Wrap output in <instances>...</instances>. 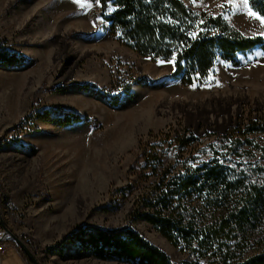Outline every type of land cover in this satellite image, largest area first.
Returning a JSON list of instances; mask_svg holds the SVG:
<instances>
[{"label":"rangeland","instance_id":"1","mask_svg":"<svg viewBox=\"0 0 264 264\" xmlns=\"http://www.w3.org/2000/svg\"><path fill=\"white\" fill-rule=\"evenodd\" d=\"M187 3L223 14L248 36L264 31L249 0ZM98 8L90 0H0V41L29 59L22 67L0 66V243L9 247L0 264H27L11 236L2 238L5 228L45 247L80 226L128 223L174 261L194 260L152 224L131 221L156 178L155 157L165 158L159 171L192 170L231 152L233 143L220 146L217 137L230 133L232 142L239 125L264 120L263 48L238 66L220 61L211 87L187 86L168 77L171 64L113 38L95 18ZM131 83L130 94L122 92L121 104L112 106L109 97ZM132 112L139 116L131 119ZM69 113L87 119L63 125ZM190 135L199 140L182 146ZM248 138L258 146L244 145L229 162L264 189V134ZM248 251H261L260 244L250 243ZM35 255L39 264H132L95 258L78 243L62 254Z\"/></svg>","mask_w":264,"mask_h":264},{"label":"trees","instance_id":"2","mask_svg":"<svg viewBox=\"0 0 264 264\" xmlns=\"http://www.w3.org/2000/svg\"><path fill=\"white\" fill-rule=\"evenodd\" d=\"M249 3L264 16V0H249ZM98 5L95 18L105 21L109 33L121 45L153 61H167L175 53L176 70L168 77L177 78L187 86L195 81L196 86L205 87L209 70L216 69L220 61L238 66L256 48L264 49V37L248 36L231 26L223 14L193 9L187 0H100ZM201 19L204 25L190 24ZM201 28L207 30L200 31ZM190 31L197 33L195 38L188 35ZM28 61L25 55L0 41V66L22 67ZM212 75L214 79L210 83L217 79V71ZM133 85L128 84L126 91L120 89L110 96V104L120 105L122 92L130 94ZM83 119L87 117L69 113L61 122L70 125ZM233 134L237 135L232 139L231 152L227 151L225 157L224 153L218 155L225 163L215 156L192 170L174 173L169 168L159 171L165 158L156 156L152 169L156 178L148 182L140 198L141 208L132 215L131 221L143 219L152 224L173 245L188 251L194 260L174 261L132 223L115 228L80 226L54 245L40 247L29 241L28 244L35 254H62L66 246L78 243L95 258L132 264H264V189L258 183H247V176L240 175L229 162L231 159H227L233 153H240L246 144L258 146L248 135L264 134V120L239 125ZM230 135L217 137L216 141L223 146ZM187 140L182 146H192L199 139L190 135ZM253 242L260 244L261 251L249 253ZM11 243L27 264H33L15 241Z\"/></svg>","mask_w":264,"mask_h":264},{"label":"snow or ice","instance_id":"3","mask_svg":"<svg viewBox=\"0 0 264 264\" xmlns=\"http://www.w3.org/2000/svg\"><path fill=\"white\" fill-rule=\"evenodd\" d=\"M74 3L76 4H81V0H73ZM96 4H100V0H95ZM193 2H195V0H193ZM229 3L232 2V0H228ZM241 3L243 4H247L248 3V0H241ZM83 6V5H81ZM194 15H198L197 13H194ZM249 15H254V13H249ZM257 19L260 21L261 25H264V16H261V17H257ZM205 21L204 20H197V21H190V24H193L195 26H199V25H204ZM207 29L206 28H201L200 31H206ZM188 35L190 37H193L195 38L197 33L196 32H189ZM260 36L261 37H264V31H261L260 32ZM257 55H260L259 53H257ZM248 59H251V57H248ZM158 63H168V64H171L172 67H173V70L175 71L176 70V63H177V57H176V54L173 53L172 57L167 60V61H158ZM217 70L216 69H210L209 70V76L207 78H205L204 80V84L208 87H211V83H210V80L214 79V76L212 75L214 72H216ZM197 79H200V76L199 74H197ZM217 85H219V81H216ZM193 87L196 86V82L194 81L193 82ZM226 144H231L232 142L229 140V141H225ZM169 155H171V153H169ZM218 161L221 162V163H225L227 162L226 160L224 159H221L219 156L217 157ZM228 160H230L231 158H227ZM240 161L238 160L237 163H239ZM253 167H255V165H253Z\"/></svg>","mask_w":264,"mask_h":264},{"label":"water","instance_id":"4","mask_svg":"<svg viewBox=\"0 0 264 264\" xmlns=\"http://www.w3.org/2000/svg\"><path fill=\"white\" fill-rule=\"evenodd\" d=\"M0 219H1V211H0ZM6 231L11 236V239L13 241H15V243L20 247V249H22L29 256L32 263L33 264H39V261L35 255V253L31 250L29 245L20 236L13 233L10 229H7Z\"/></svg>","mask_w":264,"mask_h":264},{"label":"built area","instance_id":"5","mask_svg":"<svg viewBox=\"0 0 264 264\" xmlns=\"http://www.w3.org/2000/svg\"><path fill=\"white\" fill-rule=\"evenodd\" d=\"M0 192H1V191H0ZM1 224H2V223H1ZM0 226H1L0 228L5 227V226H2V225H0ZM0 230H1V229H0ZM6 230H7V229L5 228L4 231L2 232V238H3V237H6V235L8 234ZM1 240H3V239H0V241H1ZM8 249H9V247H8L7 245H5V244H3V243H0V258H1V259H2V257L7 253ZM1 259H0V261H1Z\"/></svg>","mask_w":264,"mask_h":264},{"label":"bare ground","instance_id":"6","mask_svg":"<svg viewBox=\"0 0 264 264\" xmlns=\"http://www.w3.org/2000/svg\"><path fill=\"white\" fill-rule=\"evenodd\" d=\"M129 116L131 119H133V118L139 116V112H132Z\"/></svg>","mask_w":264,"mask_h":264}]
</instances>
